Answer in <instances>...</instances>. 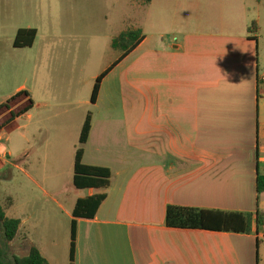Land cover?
<instances>
[{
	"label": "crops",
	"instance_id": "1",
	"mask_svg": "<svg viewBox=\"0 0 264 264\" xmlns=\"http://www.w3.org/2000/svg\"><path fill=\"white\" fill-rule=\"evenodd\" d=\"M143 7V25L133 29L141 43L114 61L95 104L78 103L95 110L81 163L111 176L102 189L77 190L71 181L78 197L68 210L52 200L70 234L75 202L105 194L92 220H75L72 264H264V223L256 226L255 218L258 212L264 220V193L256 192L264 177V0H151ZM41 92L0 109L1 143L3 130L30 119L28 111L18 115L28 104L47 112L44 120L76 104H52L49 84ZM85 117L78 115V133L57 134L51 147L72 171ZM3 147L0 170L12 156ZM169 206L250 214L251 232L168 228ZM18 221L9 246L25 254L35 247L48 264H61L55 252L48 260L35 241L20 237L29 218ZM69 250L70 241L68 260Z\"/></svg>",
	"mask_w": 264,
	"mask_h": 264
},
{
	"label": "rangeland",
	"instance_id": "2",
	"mask_svg": "<svg viewBox=\"0 0 264 264\" xmlns=\"http://www.w3.org/2000/svg\"><path fill=\"white\" fill-rule=\"evenodd\" d=\"M143 8L141 0H0V106L9 104L18 87L28 95L33 91L37 99L44 84H49L52 104L61 99L76 103L55 109L52 120H44L47 112L29 109L30 119L1 132L12 156L0 170V208L6 218H29L20 237L35 241L48 260L55 252L61 264L69 262V220L52 200L68 210L78 197L71 185L72 166L55 160V136L70 138L80 131L78 115L95 113L89 103L79 108L78 103L89 102L95 79L119 58L121 52L110 47L115 35L142 27ZM19 29L36 30L32 49L13 48ZM115 105L119 113V100ZM35 223L39 227L33 235ZM15 244H8V253L25 257Z\"/></svg>",
	"mask_w": 264,
	"mask_h": 264
},
{
	"label": "trees",
	"instance_id": "3",
	"mask_svg": "<svg viewBox=\"0 0 264 264\" xmlns=\"http://www.w3.org/2000/svg\"><path fill=\"white\" fill-rule=\"evenodd\" d=\"M144 5H148L151 0H141ZM261 1V0H257ZM250 32L256 31V26L252 24ZM36 30L19 29L16 32L13 48L22 49L30 48L34 42ZM143 40V34L139 29L130 30L120 33L111 41V49L120 51L118 60L123 59L128 53L135 49ZM116 63V62H115ZM109 70L101 73L92 87L89 102L95 104L102 79L107 75ZM23 96L28 98L27 93L21 91L14 95L8 103L16 98ZM1 107V106H0ZM3 107V106H2ZM1 107V108H2ZM31 104H28L18 115L22 116L29 111ZM90 131V116H87L82 126L79 136V146L75 153L72 185L77 190L83 189H102L109 184L110 171L105 168L85 166L81 163L82 145L85 144ZM257 195L264 193V177L256 179ZM105 200V194L93 195L83 199H78L72 210V222L70 229V254L69 264L73 263V245L75 240V220H92L101 203ZM256 226L264 223L261 215L256 212ZM20 222L16 219L5 217L0 208V238L3 248L0 249V264H48L40 252L31 247L25 257H18L8 252V244L12 242L17 234ZM165 225L168 228L183 230H199L210 232L249 234L251 232V215L236 212H221L214 210H202L195 208L169 206L165 212Z\"/></svg>",
	"mask_w": 264,
	"mask_h": 264
},
{
	"label": "built area",
	"instance_id": "4",
	"mask_svg": "<svg viewBox=\"0 0 264 264\" xmlns=\"http://www.w3.org/2000/svg\"><path fill=\"white\" fill-rule=\"evenodd\" d=\"M260 79H261L262 82H264V76H261ZM2 147H3V145H2L1 140H0V148H2ZM3 148H4V147H3Z\"/></svg>",
	"mask_w": 264,
	"mask_h": 264
}]
</instances>
